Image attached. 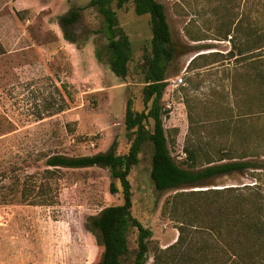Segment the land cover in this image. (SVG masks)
Masks as SVG:
<instances>
[{"label": "rangeland", "instance_id": "1", "mask_svg": "<svg viewBox=\"0 0 264 264\" xmlns=\"http://www.w3.org/2000/svg\"><path fill=\"white\" fill-rule=\"evenodd\" d=\"M89 1L0 0V264H96L102 249L85 230V219L122 203L119 192L109 193L106 169H48L44 163L52 155L104 152L114 140L117 154H125L126 101L134 111L144 110L149 17H137L131 3L121 10L113 4L132 50L121 80L108 68L102 18L94 9L82 11L76 45L57 26L60 15ZM157 1L176 50L162 95L171 156L187 167L184 150L191 149L195 169L220 159L249 160L263 169L159 194L149 176L151 147L145 145L128 180L131 215L152 232L146 264L177 239L178 216L170 204L175 194L245 186L264 192V90L252 81L264 67V50L251 47L247 53L246 44L248 32L264 31V0ZM136 236L131 229L124 264H130Z\"/></svg>", "mask_w": 264, "mask_h": 264}, {"label": "trees", "instance_id": "2", "mask_svg": "<svg viewBox=\"0 0 264 264\" xmlns=\"http://www.w3.org/2000/svg\"><path fill=\"white\" fill-rule=\"evenodd\" d=\"M129 3L137 17H149L151 39L149 51L143 55L144 110L134 111L130 99L125 104L123 123L130 140L127 152L117 154L114 140L104 152L78 157L52 155L44 162L48 169H106L111 180L109 193L121 194L120 205L103 208L85 219V230L102 249L96 264H124L129 259L128 233L131 229L136 230L137 236L130 264L148 261L152 232L131 215L132 191L128 180L145 145L151 147L149 176L154 191L159 194L201 188L217 177L263 169L249 160L232 159L207 161L205 167L195 169L197 154L191 149L184 150L183 165L187 167L180 166L171 156L162 124L165 113L162 95L166 88L167 67L176 50L165 8L157 0H90L85 8H70L57 19L62 38L76 45L74 28L82 18V11L94 9L102 18L99 33L106 41L104 55L108 68L114 76L124 80L132 50L128 36L118 26L113 4L116 10H121ZM246 44L247 53H251V47L255 51L264 50V31L262 34L248 32ZM252 77V81L264 90V67ZM45 173L49 177L51 171ZM170 204L173 214L178 216V236L174 244L154 252L152 264H264V192L259 188L180 192L173 196ZM189 228L193 229L192 234Z\"/></svg>", "mask_w": 264, "mask_h": 264}]
</instances>
